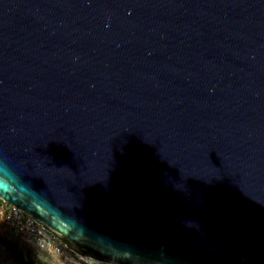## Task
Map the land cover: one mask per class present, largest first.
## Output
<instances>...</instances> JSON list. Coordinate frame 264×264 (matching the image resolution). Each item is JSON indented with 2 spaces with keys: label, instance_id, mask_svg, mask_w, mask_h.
<instances>
[{
  "label": "water",
  "instance_id": "water-1",
  "mask_svg": "<svg viewBox=\"0 0 264 264\" xmlns=\"http://www.w3.org/2000/svg\"><path fill=\"white\" fill-rule=\"evenodd\" d=\"M0 197L111 264H264V0H0Z\"/></svg>",
  "mask_w": 264,
  "mask_h": 264
},
{
  "label": "built area",
  "instance_id": "built-area-1",
  "mask_svg": "<svg viewBox=\"0 0 264 264\" xmlns=\"http://www.w3.org/2000/svg\"><path fill=\"white\" fill-rule=\"evenodd\" d=\"M0 223L11 228L20 235L27 244L52 252L64 250L62 242H66L55 233L46 229L24 210L0 197Z\"/></svg>",
  "mask_w": 264,
  "mask_h": 264
},
{
  "label": "rangeland",
  "instance_id": "rangeland-1",
  "mask_svg": "<svg viewBox=\"0 0 264 264\" xmlns=\"http://www.w3.org/2000/svg\"><path fill=\"white\" fill-rule=\"evenodd\" d=\"M0 237H6L9 240H13V236L6 230L0 227ZM64 250L62 252H55L49 258L50 264H111L104 261L91 259L89 256L80 255L68 247L62 242ZM28 247H33L27 243H21V250L27 255L29 259L28 264H37L38 259L43 256L41 249L33 247V251ZM29 250V251H28ZM0 264H20L15 261L9 251L2 245L0 241Z\"/></svg>",
  "mask_w": 264,
  "mask_h": 264
},
{
  "label": "trees",
  "instance_id": "trees-1",
  "mask_svg": "<svg viewBox=\"0 0 264 264\" xmlns=\"http://www.w3.org/2000/svg\"><path fill=\"white\" fill-rule=\"evenodd\" d=\"M0 227L7 232H9L13 236V240H9L6 237H0V241L2 245L9 251L15 261L19 262L20 264H28L29 259L27 255L22 252L21 250V243H26L25 240L18 234H16L11 228L6 227L3 223H0ZM33 251V247H28ZM29 251V250H28ZM43 256L38 259L37 264H50L49 258L52 256V251L47 249H41Z\"/></svg>",
  "mask_w": 264,
  "mask_h": 264
},
{
  "label": "clouds",
  "instance_id": "clouds-1",
  "mask_svg": "<svg viewBox=\"0 0 264 264\" xmlns=\"http://www.w3.org/2000/svg\"><path fill=\"white\" fill-rule=\"evenodd\" d=\"M0 178H3L5 180H11L12 178L10 171L2 165H0Z\"/></svg>",
  "mask_w": 264,
  "mask_h": 264
}]
</instances>
